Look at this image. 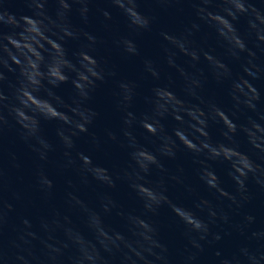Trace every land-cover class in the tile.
<instances>
[{
	"label": "clouds",
	"instance_id": "1",
	"mask_svg": "<svg viewBox=\"0 0 264 264\" xmlns=\"http://www.w3.org/2000/svg\"><path fill=\"white\" fill-rule=\"evenodd\" d=\"M257 194L264 0H0V264H264Z\"/></svg>",
	"mask_w": 264,
	"mask_h": 264
},
{
	"label": "water",
	"instance_id": "2",
	"mask_svg": "<svg viewBox=\"0 0 264 264\" xmlns=\"http://www.w3.org/2000/svg\"><path fill=\"white\" fill-rule=\"evenodd\" d=\"M90 7L93 9V14H92V26L94 28H98L99 27V23L96 19V17L98 16V13H95V8L96 7H108V5L106 4H98V5H90ZM145 8L151 7V5H144ZM115 15V13H114ZM73 22L74 23H79V18L78 16L73 13ZM179 23V18L174 17V15L172 14H168V13H161V24H166L168 26H176ZM151 50V49H150ZM123 70L125 71V73L127 74H133L135 72V67L133 65L130 64H124L122 65ZM234 70H238L237 68H234ZM214 87L213 85H209V88ZM99 103L101 104V106H103V94L100 95L99 97ZM109 122L110 123H115V116H109ZM83 144V142H82ZM86 147V145H84ZM14 150L20 151L21 155H22V159L24 160V169L21 173V175L23 176V180L22 181H16L15 180V175L13 177V181H14V185L17 187H21L24 188L27 192V195L30 199L34 200L38 207H39V211L44 212L46 211V207L44 205L41 204L40 200H39V194L37 192H35L33 189H30L28 187V185L32 182V160L30 158V156L26 153L23 152L22 149L18 148V147H14ZM179 163H183L185 165L186 168L189 167V161L187 158H182ZM54 179L56 180L57 183V193H56V203H59L60 201V196L62 195L63 192V188H64V182L63 179L61 177H56L54 176ZM264 201V195H260L257 194L256 200L254 201V205L256 208V212L258 216H264V207L261 206V202ZM21 210V205L17 204V211ZM37 209L35 208H31L29 207L26 211L25 214H28L30 216H34V214L36 213ZM15 216V214H13Z\"/></svg>",
	"mask_w": 264,
	"mask_h": 264
}]
</instances>
